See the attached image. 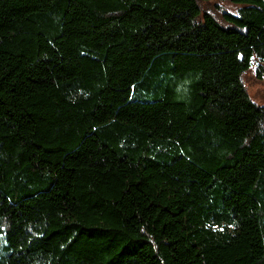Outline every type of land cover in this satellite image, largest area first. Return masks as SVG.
I'll use <instances>...</instances> for the list:
<instances>
[{"label":"trees","instance_id":"16d2710c","mask_svg":"<svg viewBox=\"0 0 264 264\" xmlns=\"http://www.w3.org/2000/svg\"><path fill=\"white\" fill-rule=\"evenodd\" d=\"M0 0V264H264V0Z\"/></svg>","mask_w":264,"mask_h":264},{"label":"rangeland","instance_id":"374dc122","mask_svg":"<svg viewBox=\"0 0 264 264\" xmlns=\"http://www.w3.org/2000/svg\"><path fill=\"white\" fill-rule=\"evenodd\" d=\"M202 12L219 14L224 11L236 14L243 4H235L226 0H197ZM242 84L248 98L259 106L264 107V64L255 63L242 75Z\"/></svg>","mask_w":264,"mask_h":264}]
</instances>
